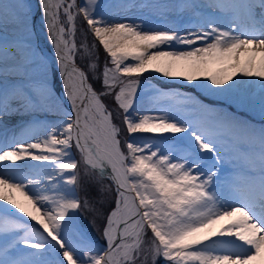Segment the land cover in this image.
Instances as JSON below:
<instances>
[{"label":"snow or ice","instance_id":"obj_1","mask_svg":"<svg viewBox=\"0 0 264 264\" xmlns=\"http://www.w3.org/2000/svg\"><path fill=\"white\" fill-rule=\"evenodd\" d=\"M39 5L75 118L65 112L66 120L44 125L42 140L29 135L31 123L19 133H0V264H157L160 258L164 264H264V127L248 128L227 113L193 124L163 109L140 114L135 106L140 76L154 70L189 82L204 77L199 87L264 117V0L163 5L115 0L103 6L99 0L80 5L39 0ZM135 7L191 12L192 19L185 27L146 29L107 18ZM29 12L24 0H0V26L13 24L21 33L0 42V76L20 77L0 85V116L47 112L60 102L46 76L33 78L36 52L22 35ZM81 13L93 40L89 45L85 37L78 48L74 20ZM98 46L106 53L99 73L98 57L91 59ZM78 51L81 59L89 58L87 72L75 63ZM88 72L102 91L89 83ZM102 96H111L122 110L123 129ZM161 96L155 91L153 101ZM240 127L248 134L244 140L234 135ZM137 132L151 135L137 139ZM180 133L185 135H175ZM73 144L79 160L71 156ZM29 158L48 162L50 171ZM81 165L85 176L106 178L108 191H115L103 249L75 223ZM222 165H231L224 177Z\"/></svg>","mask_w":264,"mask_h":264},{"label":"rangeland","instance_id":"obj_2","mask_svg":"<svg viewBox=\"0 0 264 264\" xmlns=\"http://www.w3.org/2000/svg\"><path fill=\"white\" fill-rule=\"evenodd\" d=\"M143 0H136L135 2L140 3ZM151 2H156L157 0H147ZM183 0H164L163 4L168 3H180ZM71 2V0H66V3ZM82 0H76V4L80 5ZM115 0H99L100 5H107L109 3H114ZM28 3L30 4V0H28ZM158 4V2H156ZM72 11L75 13L76 9L73 8ZM132 11H135L134 14H130L125 17V21L128 22H134V23H140L144 25V27L147 29L148 27H155V26H164L167 25V23H172V26H180L185 27V25L190 21L191 15L189 12H176V11H163L161 9H152L149 10L146 7H138V8H132ZM123 15V14H121ZM64 19V17H63ZM75 25V42L77 44V47L79 48L81 42L87 37V41L89 45H91V42L93 40V36L88 31V25L86 20L83 17V14H77L75 16L74 20ZM29 40V39H28ZM98 45V41H97ZM177 47H181L177 45ZM39 48V47H38ZM37 48V50H38ZM39 56L43 55L41 52V49L38 50ZM44 56V55H43ZM98 57L97 63L100 65V68L97 69V73L102 69L106 53L102 46H98L93 52L91 59L95 60ZM88 59H81V52H77L76 54V62L77 65L81 68H84V70L87 72V64ZM39 62V60H37ZM38 66V63H36ZM54 73L56 72V69H53ZM58 74H56V81L55 85L51 84V88H55V86H59L58 83L61 85V81L58 78ZM88 78L93 86V88L100 92L102 91V86L99 79H93V73L88 72ZM52 80V79H51ZM53 81V80H52ZM54 82V81H53ZM160 84H165L166 86L169 84H176L181 85V87H185L188 90H191L192 92H187L190 94H181L178 93L175 95V91L167 90V87H164ZM118 91V88L116 89ZM155 91H160L162 93V96L159 98L158 101H153V95ZM59 93V92H58ZM197 94V95H196ZM60 96V93L57 94ZM198 95H202L206 98H210L211 100H217L215 102L220 101V105L213 108V110H220L225 109L226 110V104H230V106L234 107L233 110H238L240 107L246 110L245 112L252 111L249 108L245 106H241L237 104L232 98L226 96V95H214L209 93L204 88L199 87L198 84L194 82H189L182 77H174V78H166L163 77L160 73H157L153 70L146 71L140 76V83L137 87V93H136V105L140 104L141 102H144L147 99H150L154 104L151 108H149L146 111H141L140 114H156V109H163L164 111L174 115V116H180L182 118H193L194 115L197 113V110L203 106L202 100H200ZM101 99L107 106V108L112 112L113 114V122L117 124L118 126H121L122 129L124 126L122 125V117L123 112L122 110H118L116 107V104L111 96H102ZM222 103V104H221ZM239 106V107H238ZM174 108V110H172ZM151 110V111H149ZM254 112V111H253ZM213 116H217V114H224L227 113L230 115L229 112H223L218 113ZM256 113V112H254ZM248 115V114H247ZM231 116V115H230ZM232 117V116H231ZM244 119H242L243 121ZM243 124V123H242ZM247 124V123H246ZM245 124V125H246ZM244 125V124H243ZM253 125V124H252ZM251 128V127H248ZM139 132L133 134V136L137 139L142 137H147L151 134L138 136ZM234 134L237 135L238 139L244 140L246 136L248 135L246 130L243 127H240L238 129L234 130ZM165 135H171V134H165ZM176 136H183L185 134H175ZM127 136L126 129L122 131L120 139L122 141L125 140ZM72 149L75 150V155L73 156L75 159L79 160V152L76 149L75 145L73 144ZM76 156V157H75ZM79 173L78 183H77V190H79V199L81 201V207L74 213L75 217V223L76 226L83 231L85 236L89 238L90 240L94 241L96 246L103 249L106 246V241L103 236V226L105 223V216L107 212L114 206V198H115V191L114 188L111 192L108 191L109 187L111 186V181L108 179L100 180L97 174L90 173L88 176L84 175L83 166H79L77 169ZM105 186V191L101 193L100 186ZM87 201L88 206L84 207V202ZM151 236V230L148 229V236L147 238ZM149 264H151V261L149 260ZM157 264H164L163 258H160L157 261Z\"/></svg>","mask_w":264,"mask_h":264},{"label":"bare ground","instance_id":"obj_3","mask_svg":"<svg viewBox=\"0 0 264 264\" xmlns=\"http://www.w3.org/2000/svg\"><path fill=\"white\" fill-rule=\"evenodd\" d=\"M157 1H160V0H157ZM196 1H203L204 2V0H196ZM24 4L26 7V10L30 8V12H29L28 20H27L26 31L23 32L22 35L23 36L26 35L27 37H30L29 41H31L30 44H33V48L39 47L41 49L42 54L44 55V56L43 55L39 56V53H37L38 60H39L38 64H40V65L38 68H34L33 78L34 79H40V78H44L46 76V79L48 80V82H50L51 79L53 81H55L56 80V74H58V76H59L58 78L61 81V85L58 83L60 85L59 86V89H60L59 92L61 93V96H57L58 92L56 91V89L53 88L52 91L56 97H60V102L57 104H54L49 109V111H47V112L41 111V110L36 111V112H39L40 114H43L47 118L48 117H56L55 119H43V120H41V118H40V119H34V120L19 122V121H16V119L15 120H9L10 119L9 117L14 116V115L18 117L20 115H23L22 113H12L9 115L0 116V133H4L5 131H7L9 135L14 131L19 133L20 130L22 129V127L31 123L32 129L29 132V135H33L38 140H42V139H44V135H43L44 125L56 123V122L62 121V120H66L67 117L65 115H63V113H65V112L71 114L73 116V118H75V112L72 111V105L67 100L66 94L64 93L63 81H62V78L59 74L58 63H57L56 57H55V48H54L52 42H50L48 39L49 33H48V29H47L45 23L43 22V15H42V10L40 9L39 0H30V5L26 4V0H24ZM111 11H114V10L113 9L108 10V12H111ZM122 13H124L123 16L121 15ZM130 14L131 13H129L128 11H123V12H120L118 15L107 16V18L110 21H114V22H121V21L125 22V21H123V19ZM61 19L63 20V15H61ZM167 26H172V25L167 24ZM192 30L194 31L195 29H192ZM4 31L9 32V33H15L18 35L21 34L18 32L16 26L13 24H8L6 27L0 26V33L4 32ZM0 39H2V38H0ZM9 41H11V40H9ZM75 63L77 64L76 60H75ZM54 68L56 69L55 73L53 71ZM81 69H84V68H81ZM205 79L206 78H204V77H198L197 80H194L192 82L199 85L200 82L205 80ZM88 81H89V83H91L89 78H88ZM3 83H5V82L0 81V85H2ZM6 83L10 84V82H6ZM229 83H231V82H229ZM224 87H227V85H225ZM153 104L154 103L150 99H147L144 102H141L140 104L136 105V108H138L140 110V112L146 111L149 108H151L153 106ZM249 109L252 110L251 108H249ZM241 110H244V109L242 108ZM244 111H246V110H244ZM253 111L260 114L259 111L252 110L249 112L247 111V113H249L248 116L253 118V119H256V116L254 115L255 113ZM233 115H238V112L233 113ZM206 119L207 118L205 115H198L196 118L191 119L189 121H191L193 124H196V123H205L206 124L207 123ZM260 122H264V119H259L257 121V123H260ZM246 125L248 127L252 126L250 122H247ZM253 128L258 129L257 127H253ZM147 134L148 133H140L139 132L138 136H143V135H147ZM58 138H62V137L58 136ZM28 142L31 143L34 141H28ZM70 151H71V156L73 157L75 155V150L71 148ZM34 152H36V154H39L36 150H34ZM29 161L31 164L34 162H37L34 160H30V159H29ZM16 163L17 164H24V161H17ZM47 167L49 168V171H50V166L47 165ZM65 175H68V173H65ZM42 183L47 184V181H42ZM21 202L23 203L22 200H21ZM0 203H4V202L0 201ZM234 206H238V205H234ZM9 207H12V206L10 205ZM13 210L19 216L23 217L24 220L28 221L29 223H32V224L36 223L35 221H31V219L29 217L25 216L23 213H19L18 209L13 208ZM36 226L39 227V225H36ZM61 258H62V254H61Z\"/></svg>","mask_w":264,"mask_h":264}]
</instances>
